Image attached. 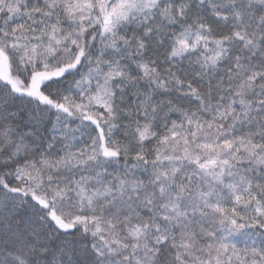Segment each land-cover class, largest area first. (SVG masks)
Listing matches in <instances>:
<instances>
[{
	"label": "snow or ice",
	"instance_id": "snow-or-ice-1",
	"mask_svg": "<svg viewBox=\"0 0 264 264\" xmlns=\"http://www.w3.org/2000/svg\"><path fill=\"white\" fill-rule=\"evenodd\" d=\"M0 264H264V0H0Z\"/></svg>",
	"mask_w": 264,
	"mask_h": 264
}]
</instances>
